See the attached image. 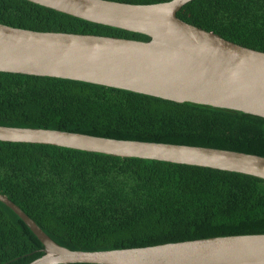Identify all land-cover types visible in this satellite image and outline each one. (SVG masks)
<instances>
[{
  "label": "trees",
  "instance_id": "16d2710c",
  "mask_svg": "<svg viewBox=\"0 0 264 264\" xmlns=\"http://www.w3.org/2000/svg\"><path fill=\"white\" fill-rule=\"evenodd\" d=\"M178 16L264 51V0H192ZM0 23L150 40L30 0H0ZM0 125L264 156L262 116L51 76L0 71ZM0 192L74 250L264 233V178L205 166L0 140ZM43 249L24 220L0 201V264H29Z\"/></svg>",
  "mask_w": 264,
  "mask_h": 264
},
{
  "label": "water",
  "instance_id": "95a60500",
  "mask_svg": "<svg viewBox=\"0 0 264 264\" xmlns=\"http://www.w3.org/2000/svg\"><path fill=\"white\" fill-rule=\"evenodd\" d=\"M30 1L92 22L143 33L150 40L39 31L0 23V71L81 80L264 117V51L181 19L178 12L192 0L151 4ZM0 140L205 166L264 178V156L229 149L7 125H0ZM0 201L13 209L44 244V254L29 264H264V233L74 250L56 242L1 192Z\"/></svg>",
  "mask_w": 264,
  "mask_h": 264
}]
</instances>
